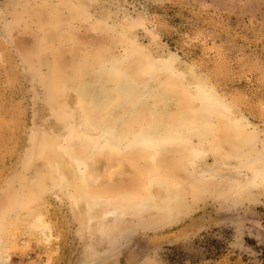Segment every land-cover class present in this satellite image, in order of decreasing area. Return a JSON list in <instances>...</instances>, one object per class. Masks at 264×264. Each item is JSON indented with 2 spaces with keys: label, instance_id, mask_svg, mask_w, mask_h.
<instances>
[{
  "label": "rangeland",
  "instance_id": "obj_1",
  "mask_svg": "<svg viewBox=\"0 0 264 264\" xmlns=\"http://www.w3.org/2000/svg\"><path fill=\"white\" fill-rule=\"evenodd\" d=\"M133 42L141 48L125 60L132 77L146 79L162 48L173 52L258 129L238 138L219 117L213 147L205 143V170L185 162L186 150L175 152L178 164L171 152L160 159L177 165L171 175L186 207L169 199L167 184L156 183L161 206L173 216L154 210L127 216L125 227L97 230L92 238L85 212L66 199L56 174L52 181L43 168V178L33 179L32 163L61 157L64 137L49 134L65 110V98L53 93L58 80L68 75L75 82L101 59H122ZM157 77L172 97L190 103L179 76L161 70ZM94 160L104 185L124 181L116 191L143 194L155 175L141 171L152 169L148 157L137 166L126 157L119 164L109 151ZM263 163L264 0H100L97 7L0 0V264H264V193L243 177ZM37 210L48 228L30 227L26 218Z\"/></svg>",
  "mask_w": 264,
  "mask_h": 264
},
{
  "label": "bare ground",
  "instance_id": "obj_2",
  "mask_svg": "<svg viewBox=\"0 0 264 264\" xmlns=\"http://www.w3.org/2000/svg\"><path fill=\"white\" fill-rule=\"evenodd\" d=\"M82 1L97 7L100 0ZM107 1L103 0V5ZM137 43L131 44L133 47L126 50V56L122 59L110 56L99 60L88 74L81 70L75 82L68 75L56 81L54 97L57 101L60 97L65 98V110L56 117V121H52L54 123L49 134L60 133L64 137L61 157L58 161L51 156L42 159L41 163H32L33 179H39L43 168L47 169L46 174L52 181L56 174L57 186L64 190L66 199L79 212L80 208L85 212L83 224L92 238H96L97 233L102 235L106 230L111 231L112 227H125L128 224L127 216L142 218V213L151 210L170 215V211L160 204V194L154 188L156 183L167 184V191L170 189L171 192L169 199L186 207L183 193L180 189H174L176 179L171 175L176 172L177 165L162 166L160 159L171 152L175 156V163L181 162V157L175 152L186 150L185 162L192 168L205 170L209 154L205 143L213 147L212 136L218 129L216 119L219 117L226 118L235 126V137L245 129L254 134L258 129L173 52L164 51L163 48L156 52L155 59L149 63L144 74L147 80L132 77L125 60L133 52L140 51L141 45ZM161 70L179 76L184 90L192 98L190 103L176 100L168 87L160 86L157 76ZM77 143L83 146V154L79 153L82 149L79 150ZM48 147L45 146L44 154ZM106 151L119 164L122 157H126L133 166L140 165L144 157L150 159L152 169L141 170L151 175L155 173L149 179L145 193L134 192L137 190L116 191V184H124L121 180L111 185L101 182L103 176L95 163L94 154ZM215 159L222 165L232 166L230 162ZM242 166L248 168L247 161L243 160ZM250 170L243 177L247 176L246 181L264 193V163L251 166ZM106 173L112 176V171L107 170ZM26 220H31L30 227L48 228L39 210ZM170 222H173V218Z\"/></svg>",
  "mask_w": 264,
  "mask_h": 264
}]
</instances>
